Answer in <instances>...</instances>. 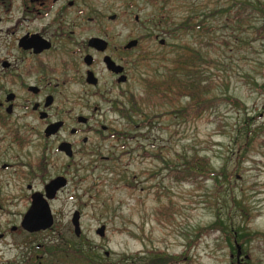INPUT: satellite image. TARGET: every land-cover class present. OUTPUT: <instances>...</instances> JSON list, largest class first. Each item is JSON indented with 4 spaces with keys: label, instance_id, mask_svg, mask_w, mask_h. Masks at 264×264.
<instances>
[{
    "label": "rangeland",
    "instance_id": "374dc122",
    "mask_svg": "<svg viewBox=\"0 0 264 264\" xmlns=\"http://www.w3.org/2000/svg\"><path fill=\"white\" fill-rule=\"evenodd\" d=\"M247 1L255 7L264 4ZM194 6L208 14L209 31L203 37L188 32L173 39L154 28L161 13L169 12L180 23ZM229 7V0L102 3L103 13L125 11L132 24L138 16L146 25L133 34L148 38L139 53L158 54L185 42H206L211 64L203 76L211 91L205 97L213 104L184 117L179 111L189 99L183 98L161 110L152 131L129 132L131 139L121 141L93 139L77 158L78 166L68 172V187L50 203L55 220L50 231L14 234L11 228L20 226L29 207L14 202L16 206L8 203L0 209V234H6L0 239V264H77L68 253L73 248L99 258L101 264H264L263 19L254 9L257 15L238 31L233 13L226 11ZM132 74L130 93L138 97L154 73L140 66ZM143 111L154 117L151 107ZM110 119L118 121L113 133L126 132L120 113ZM193 155L207 160L219 178L172 181L168 169ZM59 171L58 165L52 167V176ZM13 194L12 187L4 191L7 199ZM76 212L81 216L79 237L72 224ZM102 227L104 236L97 234ZM237 247L243 252L241 263Z\"/></svg>",
    "mask_w": 264,
    "mask_h": 264
},
{
    "label": "flooded vegetation",
    "instance_id": "af4514ba",
    "mask_svg": "<svg viewBox=\"0 0 264 264\" xmlns=\"http://www.w3.org/2000/svg\"><path fill=\"white\" fill-rule=\"evenodd\" d=\"M104 1L0 0V209L14 202L30 209L37 194L50 205L84 148L113 140L111 115L128 102L132 72L149 51L137 52L148 39L133 35L145 30L140 18L132 24L125 11L103 13ZM53 165L60 171L52 176ZM59 178L67 185L48 200L46 189ZM9 187L16 194L7 199ZM25 215L11 232L38 235L54 226L30 233Z\"/></svg>",
    "mask_w": 264,
    "mask_h": 264
},
{
    "label": "trees",
    "instance_id": "16d2710c",
    "mask_svg": "<svg viewBox=\"0 0 264 264\" xmlns=\"http://www.w3.org/2000/svg\"><path fill=\"white\" fill-rule=\"evenodd\" d=\"M151 1L157 2L158 0ZM161 1L166 5L173 0ZM229 2L230 7L226 11L228 13L231 11L233 13V19H236L235 24L234 20L232 22L226 21L227 23L230 22L231 26L233 23L237 26L236 29L238 31L241 28L245 29L246 25L257 15L252 11L255 9L262 13H260L262 16H258L263 19L262 27L264 28V10L259 8V6L262 7L264 4L258 3V6L255 7L252 2L247 0L238 2L229 0ZM207 18L208 14L201 12L200 8L194 6L190 15L180 23H175L169 12L161 13L154 23L160 26V30L167 31L166 33L173 39L182 38V33L188 32L193 37H203L209 31L206 28L208 26ZM197 42H185L172 47L169 51L165 50V52L158 54L147 53L144 56L142 66L152 70L154 75L145 80V93L138 97L135 94H131L128 102L122 107L120 114L126 120V132H115L113 139L119 141L122 138L128 139L130 138V133L143 128L152 131L155 118L159 120L162 117L161 110L166 106H175L177 101L183 98L189 99L187 106L179 111V114L184 117H187V115L191 116L200 110L203 111L202 108L206 105L210 108L213 101L205 97L211 91L209 89L210 85L207 86L204 84L206 80L203 76L205 67L211 64L207 60L205 53L208 46L201 39L197 40ZM162 47L164 48L165 45ZM144 107H151L154 111V117L145 114L146 111H143ZM127 136L129 137L127 138ZM168 170V177L172 181L181 184L197 183L195 179L200 178H209L210 180L219 178V174L211 169L207 160L197 155L187 157L180 166L171 167ZM235 242H237L236 236ZM68 253L74 256L77 264H101L98 262L99 258L90 257L81 249L73 248Z\"/></svg>",
    "mask_w": 264,
    "mask_h": 264
},
{
    "label": "water",
    "instance_id": "95a60500",
    "mask_svg": "<svg viewBox=\"0 0 264 264\" xmlns=\"http://www.w3.org/2000/svg\"><path fill=\"white\" fill-rule=\"evenodd\" d=\"M95 42H102L95 40ZM137 43L133 42L131 45L135 46ZM114 65L110 64V67ZM92 75H90L91 77ZM67 185V182L63 178H59L53 181L50 186L46 189V197L48 200H53L56 197L57 192L64 188ZM34 202L32 207L28 210L27 214L25 215L23 221V227L30 233H35L38 231H45L50 229L54 224V218L52 214L51 207L48 201L42 195H35ZM80 213L76 212L72 219V224L75 228L76 236L81 235V228H80ZM105 227H102L100 230L97 231V234L100 236L105 235ZM238 248V257L240 256V247Z\"/></svg>",
    "mask_w": 264,
    "mask_h": 264
}]
</instances>
